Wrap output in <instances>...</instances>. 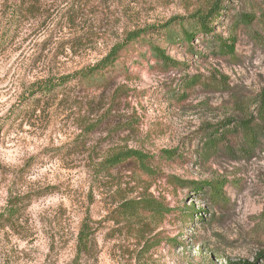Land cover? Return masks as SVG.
<instances>
[{
  "label": "rangeland",
  "instance_id": "rangeland-1",
  "mask_svg": "<svg viewBox=\"0 0 264 264\" xmlns=\"http://www.w3.org/2000/svg\"><path fill=\"white\" fill-rule=\"evenodd\" d=\"M216 1L42 0L37 19L21 23L0 54V214L19 206L14 230L0 229V264H264V137L242 153L236 129L264 115V0H220L214 35L191 48L182 19L191 30L190 16ZM133 32L143 35L120 52L107 89L41 92ZM231 39L235 54L220 53ZM152 45L180 67L166 69ZM192 76L201 83L187 89ZM227 124L235 134L198 157ZM131 149L152 156L159 175L129 163L98 173ZM165 151L181 159L167 162ZM142 194L171 213L155 203L141 225L123 221L122 204Z\"/></svg>",
  "mask_w": 264,
  "mask_h": 264
},
{
  "label": "trees",
  "instance_id": "trees-1",
  "mask_svg": "<svg viewBox=\"0 0 264 264\" xmlns=\"http://www.w3.org/2000/svg\"><path fill=\"white\" fill-rule=\"evenodd\" d=\"M41 1L42 0H2L0 6V54L7 51L9 43L14 41V39L20 35L23 29V27H21L22 24L27 23V21L30 22L31 20L37 19V16L41 14ZM82 1L83 0H77L76 5L81 6ZM221 7V1L217 0L211 5L210 9L198 10L195 14H192L188 19L191 23V25H189L191 30L185 28V22L184 19H182L183 21L181 23L184 30L181 40L193 48V41L198 34L213 36L215 27L214 23L218 20ZM67 18L69 20H73L75 18V11L73 9L69 12ZM253 20V16L244 15L241 16L239 22L250 24ZM142 35L143 32H133L128 34L126 41L122 44L114 46L101 61L84 67L76 73L64 76L58 80H49L42 83L41 92L51 94L57 89H63V91H66L67 89L69 93L79 90V93L82 94L86 93V89L91 90L87 91L91 93H95V91L92 90H97L102 87L107 89V87L111 84V78L107 75L110 69L115 66L120 52L128 45L140 39ZM235 44L236 39H231L230 42L220 41L219 52L233 55L235 54ZM151 49L166 69L180 67V64L168 56L166 51L161 47L152 45ZM200 83L201 79L199 76L187 77L185 80V86L187 89H193ZM258 119L260 122L256 124V126H253L254 122L247 120L239 123L236 128L242 131V137L244 139V146L241 148L242 153L247 152V149L249 148L247 145L250 146L251 149L255 148L260 136L264 137V115H259ZM230 125L231 124H227L226 126L224 125L222 128L217 129V131L213 134H210V137L207 138L203 144L201 154H197V156L209 160L216 152L219 145L224 141L226 142L227 137L230 134H235L234 131H236V129L233 131L231 130V132L227 131L226 128ZM162 158L167 162H175L181 159V156L176 151H165L162 152ZM153 160L154 158H152V156L138 150L131 149L120 151L114 156L113 154L110 156L108 155V157H106L102 162V169L98 173L109 177L112 176L111 170L113 167L129 163L134 166L137 165L146 175L153 178L159 175V172H157L153 167ZM175 183H179V180ZM204 186V184H197L195 187H192V189L196 193H199ZM212 189L214 193L219 196L222 192L223 185L214 184ZM139 197L140 198L136 202H125L122 204L120 209L123 221L141 225V221H143L142 219L145 217L144 214H149L155 207V203V212H159L164 215L169 214L170 210L164 206V202L157 203L151 198V195L142 194ZM18 210L19 206L11 204L7 213L0 214V229L14 230L16 227L15 223L17 222L15 215ZM187 216L190 218V221L194 220L193 213L190 212ZM83 235L81 234L80 236L81 241L83 239ZM258 259H261V261L264 262V253L261 254Z\"/></svg>",
  "mask_w": 264,
  "mask_h": 264
}]
</instances>
